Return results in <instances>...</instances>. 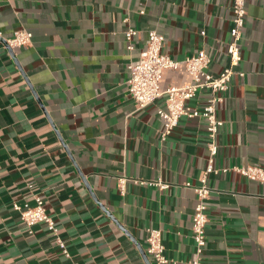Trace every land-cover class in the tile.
I'll use <instances>...</instances> for the list:
<instances>
[{
    "label": "crops",
    "instance_id": "1",
    "mask_svg": "<svg viewBox=\"0 0 264 264\" xmlns=\"http://www.w3.org/2000/svg\"><path fill=\"white\" fill-rule=\"evenodd\" d=\"M233 3L0 0V264H147L151 228L162 231L167 264H190L207 121L183 118L163 140L164 101L139 108L129 65L157 30L166 54L184 60L205 49L219 73L228 64ZM246 10L242 61L218 108L221 171L208 175L202 264H264V183L222 171L264 168V1L247 0ZM22 28L32 40L12 48L8 39ZM128 28L137 30L132 50ZM190 80L185 69H169L162 86ZM208 95L189 103L202 107ZM158 180L167 187L151 183ZM37 192L69 257L44 223L29 228L12 205L34 204Z\"/></svg>",
    "mask_w": 264,
    "mask_h": 264
},
{
    "label": "built area",
    "instance_id": "2",
    "mask_svg": "<svg viewBox=\"0 0 264 264\" xmlns=\"http://www.w3.org/2000/svg\"><path fill=\"white\" fill-rule=\"evenodd\" d=\"M264 1V0H262ZM247 0H234L232 27L230 29V39L227 42L228 64L219 72L210 70L212 58L210 54L201 49L196 54L187 56L184 60H176L163 51L166 37L157 30H150L147 40V47L142 58L129 65V92L138 104L139 108H144L149 104L163 99L164 105L158 109V114L164 122L161 138L166 140L179 125L183 118H201L207 121L208 147L210 155L205 173L200 178V184L194 186L198 202L193 216V238L194 254L190 264H202L204 249L207 244L206 228L209 222L208 199L212 193V188L208 183V175L212 172L221 171L215 166V158L219 151L217 137L220 133L224 121L218 116V108L225 101V92L230 88L236 66L242 61V38L243 28L246 23ZM137 34L134 28H128L126 38L129 42L128 48H134L133 38ZM33 34L27 29H18L13 36L8 39V44L12 47H22L28 45ZM185 69L191 76L189 82L183 84H173L167 87L162 86L165 71L169 69ZM244 75V72H240ZM208 92V98L202 107L191 105L192 99L198 98L202 93ZM234 169L251 179H256L264 183V168L257 165L246 167L223 168L226 172ZM128 178H119L120 188L124 191ZM161 188L167 187L162 180L151 182ZM190 186V183H187ZM32 187V185H29ZM34 204L28 202H13V207L19 211L21 219L29 227L44 223L56 237L57 244L61 247L65 256H70L66 243L59 236V226L46 208L45 195L41 192L34 194ZM147 254L156 264H167L171 259L166 254L163 242L162 231L157 228L148 230Z\"/></svg>",
    "mask_w": 264,
    "mask_h": 264
},
{
    "label": "water",
    "instance_id": "3",
    "mask_svg": "<svg viewBox=\"0 0 264 264\" xmlns=\"http://www.w3.org/2000/svg\"><path fill=\"white\" fill-rule=\"evenodd\" d=\"M142 254L144 255V258H145L147 264H152L151 261L149 260L148 256H147V254L145 253V251L142 250Z\"/></svg>",
    "mask_w": 264,
    "mask_h": 264
}]
</instances>
